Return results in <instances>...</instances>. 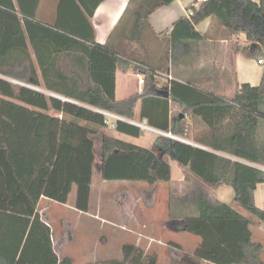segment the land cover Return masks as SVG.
<instances>
[{
    "label": "trees",
    "instance_id": "trees-1",
    "mask_svg": "<svg viewBox=\"0 0 264 264\" xmlns=\"http://www.w3.org/2000/svg\"><path fill=\"white\" fill-rule=\"evenodd\" d=\"M103 1L61 0L56 23L46 26L36 21L41 0H0V71L7 70L23 83L0 78V264H72L71 258L61 260L56 253L51 226L39 211L40 200L45 197L66 205L75 188L76 209L89 212L96 145L94 131L77 120L106 127V118L98 110L134 120L139 102V116L149 127L186 138L190 126L186 114L209 130L201 142L251 164L166 137H159L149 149L105 135L104 181L170 183L172 170L165 160L169 156L212 188L232 187L236 203L264 223V209L255 200L258 185L264 184V76L258 87L239 86L232 99L177 81L165 85L148 64L124 59L109 43H96L91 18ZM174 1L129 0L124 19L133 17L130 38L140 41L146 30L156 35L150 16ZM208 18L233 36H246L251 43L241 51L246 57L264 56V6L253 0H207L191 19L175 24L174 52L178 44L202 40L196 26ZM74 49L81 53L77 63L83 73L70 71L69 62L66 70L60 66L61 54ZM135 63L149 68L147 86L141 94L118 101L117 71ZM171 103L182 109L183 116H171ZM116 132L135 138L143 133L124 121L116 122ZM194 205L197 217L172 223L201 239L186 264H264L263 246L252 239L250 219L204 190L197 191ZM123 252L122 261L108 263L157 264L156 256L146 255L136 245H125Z\"/></svg>",
    "mask_w": 264,
    "mask_h": 264
},
{
    "label": "crops",
    "instance_id": "crops-1",
    "mask_svg": "<svg viewBox=\"0 0 264 264\" xmlns=\"http://www.w3.org/2000/svg\"><path fill=\"white\" fill-rule=\"evenodd\" d=\"M46 1L47 4H52V6L54 7L55 16L52 20H42L38 19V17L36 16V21L46 26H52L56 23L59 4L61 0H45V3ZM200 1L201 0H175L172 4L157 10L149 18V23L156 35H153L149 30H146L143 32V36L139 41L137 39L130 38L133 26V17L127 16L124 19V15L127 9L130 8L129 0H105L99 4L94 12V16L91 18V23L95 33V41L100 45H106L109 43L111 47L115 48L116 51L119 52L122 57H124V59H133L148 64L156 70L157 77L165 85L171 83L172 81H177L183 84H191L202 91L214 94L216 96L224 97L226 99H232L235 96L239 86L243 84H249L252 87L260 86L264 76V65H260L258 63L259 59L248 58L241 52L242 49L250 46L251 43L248 42L245 35H231L226 28L220 26L212 18H208L201 22L198 26H196L197 32H199V34L203 37L202 40L190 41L187 46L178 44L174 52L172 48L171 35L174 31L175 24L182 18H188L187 11L195 3H201ZM253 1L264 6V0ZM43 5L44 0H41L37 15L42 14L43 11L52 14V11L48 7L47 9L42 10ZM118 26L119 29H117ZM116 29L117 34L115 35V37H113V39H110V36ZM81 41L84 42V40ZM30 52L32 55L33 63L37 70V74L42 82L41 71L37 64V59L31 46ZM61 55L60 66L63 70H66L67 64L69 62L70 71L76 73L82 72L77 63L79 57L81 56V53L78 50L74 49L69 52H64ZM66 55H68L69 57H66ZM137 65L138 63H135L134 66H131L127 70L120 69L117 71L116 98L119 91V75L122 74L128 79L137 78ZM23 68L25 75H27L29 73L27 65H24ZM0 78L11 81L10 78L12 77L7 70H2L0 71ZM136 83V93L123 100H127L134 95L141 94L147 86V82L144 85H139L138 78L136 80ZM38 90H41L45 93L47 92L43 89ZM50 94L52 95V93ZM117 100L123 101L120 99ZM140 106L141 102L138 103L136 112L138 114L140 112ZM176 108H179V106L177 104L171 103L170 109L172 117L179 115V113H175ZM180 115L183 116L182 113H180ZM184 116L186 117L185 121H187L190 125L188 131L191 137L187 140L189 141V144L206 151L216 152L212 150L208 145L201 142L202 139H205L209 136V130L205 127V125H203V123L199 120H192L186 114ZM129 121V119H126L124 122L129 123ZM144 121L146 120H142V122ZM142 132L143 133L139 138L145 137L146 133L153 134L152 136L147 138L146 147L131 141L132 138H139L120 134L116 132V130L113 135L123 141L141 147L149 149L153 148L155 142L157 141L156 135L160 134L153 131L147 132L142 130ZM216 153L219 156L231 159L232 161H239L249 165L251 164L247 161L241 160L223 152ZM165 160L170 164L172 170V181L166 184H171L173 182L175 183L179 181L181 184H183V186L184 184L189 183L191 185H198L199 187L205 186L207 188H210V186L205 182L192 175L188 168H184L179 164L178 167V165H176V163H174V160H172L170 157L169 160L166 158ZM173 165L176 166L175 170L178 175L177 180L174 179ZM214 198L231 205L241 215L252 221V239L254 242L259 243L263 246L261 258L264 261V223L255 219L250 214L248 215V213H246L247 211L236 203L235 192L232 187L225 184L219 186L218 188H216V195L214 196ZM255 200L257 206L264 209V184L258 185L255 191ZM48 202L52 201L43 197L40 200L39 207L41 204H47ZM177 220V218L173 219V221L171 220V222L169 223L170 227H162V233H177L179 228H172V223L176 222ZM139 228L140 224L133 231L138 234L143 233V231L141 230L142 228ZM151 230H153L152 235H155V229ZM200 242H197L195 250L200 245ZM202 264L210 263L203 262Z\"/></svg>",
    "mask_w": 264,
    "mask_h": 264
},
{
    "label": "rangeland",
    "instance_id": "rangeland-1",
    "mask_svg": "<svg viewBox=\"0 0 264 264\" xmlns=\"http://www.w3.org/2000/svg\"><path fill=\"white\" fill-rule=\"evenodd\" d=\"M47 7L52 14L43 11L42 14L37 15L38 19L52 20L54 18V7L52 4H47V1L45 3L44 0L42 10ZM261 58L264 59V56ZM119 76L117 99L123 100L136 93L137 78L128 79L122 74ZM10 80L14 84H23L13 78ZM46 94L52 96L50 93L46 92ZM175 113H182V109L176 108ZM134 120L142 121L138 113ZM77 122L94 131L97 163L94 168L90 210L80 212L76 209V189L70 195L67 205L52 201L43 203L39 207L44 220L51 226L54 248L60 259L69 257L72 259V264H110L109 261H122L124 246L132 244L138 245L146 255L156 256L157 264H181L182 262L186 264L188 257L193 255L197 242L201 239L181 230L177 233H162L161 229L164 226L170 227L169 223L173 219L177 218L176 222L179 223L185 217H197L198 210L194 205L197 191H207L214 198L216 188L199 187L189 183L183 186L179 181L152 186L142 182L104 181L101 177L102 138L105 135H113L115 129L111 123L114 120H109L106 127L82 120ZM169 133L175 135L173 132ZM152 135V133H146L145 137L132 138L131 141L146 147L147 138ZM156 137L158 140L159 137L166 136L156 135ZM190 137L188 131L184 139L188 140ZM165 158L169 160V156ZM174 163L178 165L177 162L174 161ZM175 167L173 165L174 179L177 180ZM246 213L249 215V212ZM177 223L174 224L175 227L172 225L173 229L178 227ZM139 224V229L142 228L143 231L139 233L140 235L133 231ZM151 229H155V235H152Z\"/></svg>",
    "mask_w": 264,
    "mask_h": 264
},
{
    "label": "built area",
    "instance_id": "built-area-1",
    "mask_svg": "<svg viewBox=\"0 0 264 264\" xmlns=\"http://www.w3.org/2000/svg\"><path fill=\"white\" fill-rule=\"evenodd\" d=\"M207 0H201L200 2L201 3H195L188 11H187V17L188 19H191L192 16L195 14V12L197 10L200 9L201 7V4L205 3ZM258 63L260 65H264V59L261 58L258 60ZM137 71H136V76L138 78V83L139 85H144L145 84V72L148 71V67L144 64H138L137 65ZM32 88V87H31ZM99 113H101L102 115L105 116L106 118V123L108 124L109 120H114L113 123H111V126L116 130V122L117 121H125L126 119L119 116V115H116L114 113H111V112H108V111H104V110H98ZM129 123L133 126H136L138 127L139 129L143 130V131H153V132H156L160 135H163V136H166V137H170L174 140H177V141H181V142H184V143H187L189 144V141H187L186 139L182 138V137H178L176 135H172V133H165V132H162V131H159V130H156V129H153L151 127H149L146 123V121L144 122H137V121H134V120H130Z\"/></svg>",
    "mask_w": 264,
    "mask_h": 264
},
{
    "label": "water",
    "instance_id": "water-1",
    "mask_svg": "<svg viewBox=\"0 0 264 264\" xmlns=\"http://www.w3.org/2000/svg\"><path fill=\"white\" fill-rule=\"evenodd\" d=\"M255 46H256V44L253 45V47H255ZM52 96H53V97H56V98H59V99H61V100H63V101L72 102L71 100H68V99L63 98V97H59V96H56V95H53V94H52ZM166 96H168V94H166Z\"/></svg>",
    "mask_w": 264,
    "mask_h": 264
}]
</instances>
